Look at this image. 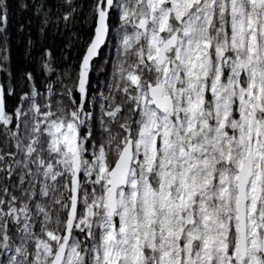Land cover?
I'll use <instances>...</instances> for the list:
<instances>
[{"label":"snow or ice","instance_id":"1","mask_svg":"<svg viewBox=\"0 0 264 264\" xmlns=\"http://www.w3.org/2000/svg\"><path fill=\"white\" fill-rule=\"evenodd\" d=\"M0 264H264V0H0Z\"/></svg>","mask_w":264,"mask_h":264}]
</instances>
